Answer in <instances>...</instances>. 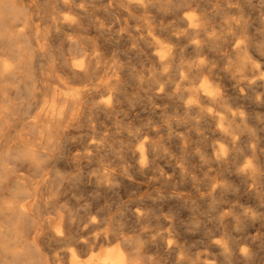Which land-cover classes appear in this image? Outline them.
Wrapping results in <instances>:
<instances>
[{"label": "clouds", "instance_id": "9594fccd", "mask_svg": "<svg viewBox=\"0 0 264 264\" xmlns=\"http://www.w3.org/2000/svg\"><path fill=\"white\" fill-rule=\"evenodd\" d=\"M0 264H264V0H0Z\"/></svg>", "mask_w": 264, "mask_h": 264}]
</instances>
